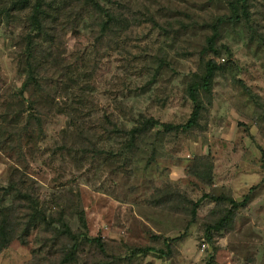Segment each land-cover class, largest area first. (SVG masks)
Here are the masks:
<instances>
[{
	"label": "rangeland",
	"instance_id": "1",
	"mask_svg": "<svg viewBox=\"0 0 264 264\" xmlns=\"http://www.w3.org/2000/svg\"><path fill=\"white\" fill-rule=\"evenodd\" d=\"M59 1L54 5H62ZM120 1L137 23L128 34L97 46L86 22L63 35L68 54L84 56L91 67L87 79L93 104L78 121L91 126L90 133L100 132L107 118L131 126L127 111L160 122H186L192 102L185 87L201 58L224 65L210 102L197 127L179 134L155 128L134 153L111 140L98 141L97 148L104 149L99 154L88 145H66L60 150L68 116L51 113L36 154L25 157L28 185L47 204L55 198L64 204L72 201V207H66L71 228H80L76 208L83 210L88 234L101 236L110 252L166 249V240L170 242V257L149 252L142 264H206L213 248L215 264H264L262 43L258 38L250 40L245 27L223 24L216 39L219 55L204 52L210 25L228 13L222 0ZM3 2L8 5L10 0ZM59 11L64 13L61 7ZM28 13L26 9L14 20L0 23V111L23 82L19 49L13 42L26 32ZM249 13L253 28L264 34V0H252ZM205 156L214 164L211 186L190 173L193 161ZM14 167V156L0 149V187L6 186ZM155 189H178L194 201L204 193H226L241 200L251 191V200L239 209L230 228L214 234L210 243L204 236L205 226L216 218L210 200L200 204L193 220L188 214L152 205ZM46 237L38 227L18 235L0 252V264L35 263V256L40 264H51L58 243ZM92 253L84 249L80 264H90Z\"/></svg>",
	"mask_w": 264,
	"mask_h": 264
},
{
	"label": "trees",
	"instance_id": "2",
	"mask_svg": "<svg viewBox=\"0 0 264 264\" xmlns=\"http://www.w3.org/2000/svg\"><path fill=\"white\" fill-rule=\"evenodd\" d=\"M3 1L0 0V23L4 22L2 20H14L18 13L26 9L29 13L26 16V32L14 38L13 42L19 49L17 59L23 82L9 95V100L0 111V149L5 155L14 156L17 162L6 186L0 187V252L18 235L23 237L29 230L38 227L47 235L46 240L58 243L56 257L51 264H80L86 248L93 251L90 264H142L141 259L149 252L157 254L158 258L170 257L172 245L167 240L166 249L134 247L127 249L123 255L110 252L101 236L88 234L84 211L78 208L76 213L80 228L73 230L66 211V207H72V201L69 199L70 202L64 204L55 198L47 204L41 199L33 185H28L25 157L36 154V145L45 138L47 118L54 112L68 116L67 127L61 131L62 141L58 145L64 147L60 150H64L66 145H88L95 154H99L104 149L97 148L98 141L111 140L134 153L155 128L167 134L186 133L198 126L206 109L205 104L212 97L215 78L224 71V65L212 58L200 59L197 70L191 73L185 87L186 97L192 102L186 122H160L152 116L143 113L134 115L127 111L124 114L129 116L127 120L132 121L131 126L107 118L100 132L90 133L91 126L84 125L83 119L80 123L78 119L84 118L85 108L93 104L90 98L93 89L87 79L91 67L84 56L68 54L63 35L80 29L88 22L89 32L97 46L106 40L110 42L113 38L124 36L132 31L134 25L137 26L128 6L120 0H60V6L54 5L55 0H10L8 5ZM251 1L222 0L228 13L219 16L210 25L211 33L205 38L204 52L219 55L216 39L223 24L245 27L250 40L258 38L264 48V34L257 33L251 25ZM60 7L64 13H60ZM224 49L230 53L227 47L224 46ZM190 173L204 185L211 186L214 177L211 158L195 159ZM250 192L241 200L226 193H204L194 201L178 189H155L151 204L188 214L194 220L200 204L205 199L210 200L214 204L212 212L216 218L205 226L204 236L207 242L212 243L214 234L230 228L239 209L249 203ZM158 194L159 197L156 196ZM216 251L213 248L206 264H215ZM39 260L35 256V263L32 261L29 264H40Z\"/></svg>",
	"mask_w": 264,
	"mask_h": 264
}]
</instances>
